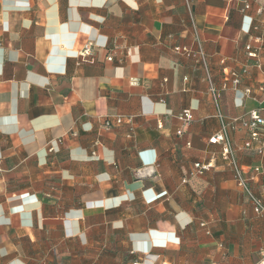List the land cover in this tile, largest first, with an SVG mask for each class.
<instances>
[{
  "label": "crops",
  "instance_id": "0c3cea01",
  "mask_svg": "<svg viewBox=\"0 0 264 264\" xmlns=\"http://www.w3.org/2000/svg\"><path fill=\"white\" fill-rule=\"evenodd\" d=\"M260 7L0 0V264H256L264 215L209 142L221 126L209 80L264 204V154L242 149L232 121L260 106ZM228 73L240 84L223 90ZM197 162L213 167L191 175Z\"/></svg>",
  "mask_w": 264,
  "mask_h": 264
},
{
  "label": "built area",
  "instance_id": "2783aa9c",
  "mask_svg": "<svg viewBox=\"0 0 264 264\" xmlns=\"http://www.w3.org/2000/svg\"><path fill=\"white\" fill-rule=\"evenodd\" d=\"M246 9H250V5H246L245 10ZM257 12L259 14L264 13V7L258 8ZM196 40L199 43V39L197 38ZM92 47H93L92 42H88L84 46L82 51L79 53L80 56L82 57L91 56ZM246 49L249 52L248 55L250 58H257V53L255 51H252L251 46H247ZM176 51L184 52L188 55L190 54V52L186 50L185 48L177 47ZM197 55L201 58L203 66L207 70L208 65L206 62L205 53L201 47L198 48ZM209 82H210L209 93L212 96V99L214 100L216 104V107L218 109V117L221 121L219 132L214 134L209 139V142L212 144H219L222 146L221 159L234 172V176H235V180L237 181V184L240 187H242L247 193L250 201L252 202L254 206L255 212L257 214L264 215L263 201L259 197H257L255 193L253 192V190L251 189L250 184H249V178L247 177V173L242 169V167L240 166L236 158L235 149L231 144V140L229 136V131L232 125L225 122L223 113L218 103L219 98H220V92L215 87V85L211 82V80H209ZM239 84H240V78L235 73H228L223 77L222 89L225 90L230 85L236 88L238 87ZM245 94L247 96H250L252 94V90L246 89ZM256 100L260 105L258 109L251 110L245 116L235 117L233 118L232 121L235 124L241 125L247 131V137L243 143L242 149L245 151H254L257 154L263 155L264 154V116L262 115L261 112L264 111V82L258 88V97L256 98ZM178 118L184 124H189L193 120V114L190 109H185L181 112ZM121 123H122V119L117 118L116 125L121 124ZM105 126L107 128H110L113 126V123L110 120H106ZM159 127L161 128L162 124H160ZM182 133H183L182 130H179L177 132L178 135H181ZM212 167H213V164L211 162H208V163L197 162L194 164L191 175L203 176L205 173L210 171ZM256 171H258V169H256ZM134 264H140V261H136L134 262ZM256 264H264V248L261 252V258Z\"/></svg>",
  "mask_w": 264,
  "mask_h": 264
}]
</instances>
